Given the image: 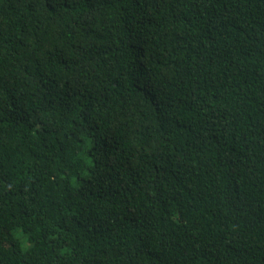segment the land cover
<instances>
[{"label": "trees", "instance_id": "obj_1", "mask_svg": "<svg viewBox=\"0 0 264 264\" xmlns=\"http://www.w3.org/2000/svg\"><path fill=\"white\" fill-rule=\"evenodd\" d=\"M0 264H264V0H0Z\"/></svg>", "mask_w": 264, "mask_h": 264}]
</instances>
